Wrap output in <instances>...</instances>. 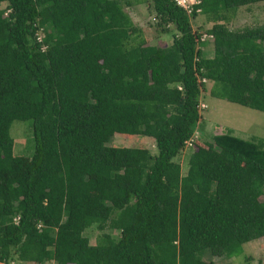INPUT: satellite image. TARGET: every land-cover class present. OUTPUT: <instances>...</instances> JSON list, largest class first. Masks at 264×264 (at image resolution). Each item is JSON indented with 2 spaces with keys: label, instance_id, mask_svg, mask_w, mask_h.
<instances>
[{
  "label": "trees",
  "instance_id": "trees-1",
  "mask_svg": "<svg viewBox=\"0 0 264 264\" xmlns=\"http://www.w3.org/2000/svg\"><path fill=\"white\" fill-rule=\"evenodd\" d=\"M144 1L175 31L165 47L121 0H0V264H213L204 255L232 259L264 237V138L193 140L207 84L264 113V26L226 25L264 0H201L211 57L196 14ZM14 121L31 122V157L13 155ZM117 135L156 150L105 145Z\"/></svg>",
  "mask_w": 264,
  "mask_h": 264
},
{
  "label": "rangeland",
  "instance_id": "rangeland-1",
  "mask_svg": "<svg viewBox=\"0 0 264 264\" xmlns=\"http://www.w3.org/2000/svg\"><path fill=\"white\" fill-rule=\"evenodd\" d=\"M121 2L124 5V11L130 16L133 23L142 30L143 37L149 45L165 47L170 44L175 33L173 27H169L173 30L170 34L162 33L156 27L157 20L154 13L144 0H121ZM126 3H130V6H126ZM4 7L5 4H2L1 8ZM226 25L231 30L264 26V1L238 9ZM191 26L195 31L206 33L212 24L207 22L203 15L199 14L194 20H191ZM199 48L206 57L212 56V42L202 43ZM210 87L211 84H207L206 92L202 93L200 103L207 106V108L202 109V119L197 131L194 133L193 140L206 143L211 141L213 135L225 133L228 130H231L235 137L244 140L254 138L256 141L264 138V113L213 98L209 93ZM10 136L14 141L13 155L17 159L20 160L23 157L33 155L34 141L30 121H14L10 127ZM105 145L144 148L152 153L156 150L154 140L142 136L124 137L117 135L112 137L109 142L107 141ZM192 149V147L184 149L177 158L182 174L187 171V161ZM98 234L96 227H91L84 232V236L89 238L91 245L96 244ZM203 259L211 261L213 264H264V237L245 243L242 246L241 253L232 259L211 257L209 254L204 255Z\"/></svg>",
  "mask_w": 264,
  "mask_h": 264
},
{
  "label": "built area",
  "instance_id": "built-area-1",
  "mask_svg": "<svg viewBox=\"0 0 264 264\" xmlns=\"http://www.w3.org/2000/svg\"><path fill=\"white\" fill-rule=\"evenodd\" d=\"M178 7H180L181 9H183L186 14L191 17L193 14H196L197 16L201 13V9L199 8L200 4H201V0H172ZM43 38V34L42 32L37 34V41L41 42ZM199 42L202 43H206V42H213V36L208 34V33H203L199 39ZM45 47H42V50H44ZM200 109H206L207 106H205L204 104L200 103L199 105ZM192 147V140H189L186 143V148H190ZM23 264V263H22ZM42 264H57V262L55 261H46L43 262Z\"/></svg>",
  "mask_w": 264,
  "mask_h": 264
},
{
  "label": "crops",
  "instance_id": "crops-1",
  "mask_svg": "<svg viewBox=\"0 0 264 264\" xmlns=\"http://www.w3.org/2000/svg\"><path fill=\"white\" fill-rule=\"evenodd\" d=\"M212 50H213V48H212Z\"/></svg>",
  "mask_w": 264,
  "mask_h": 264
}]
</instances>
